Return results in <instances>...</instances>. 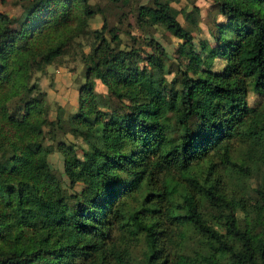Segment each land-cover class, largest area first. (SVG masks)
<instances>
[{
  "label": "trees",
  "instance_id": "1",
  "mask_svg": "<svg viewBox=\"0 0 264 264\" xmlns=\"http://www.w3.org/2000/svg\"><path fill=\"white\" fill-rule=\"evenodd\" d=\"M174 1L135 7L139 30L163 27L202 66L191 74L176 68L166 92L169 69L150 67L163 49L151 37L144 58L120 48L106 6L19 0V16L0 12V264H264V174L252 202L212 177L214 157L235 171L237 187L252 167H264V0H209L212 43L200 39L198 47V7L176 9ZM96 14L101 26L88 29ZM77 36L91 38L80 57L77 110L55 105L49 119L33 74ZM248 90L261 102L236 106ZM66 135L79 140L80 155ZM53 151L72 175L69 188L82 184L78 192L48 173ZM141 243L140 257L130 256Z\"/></svg>",
  "mask_w": 264,
  "mask_h": 264
},
{
  "label": "rangeland",
  "instance_id": "2",
  "mask_svg": "<svg viewBox=\"0 0 264 264\" xmlns=\"http://www.w3.org/2000/svg\"><path fill=\"white\" fill-rule=\"evenodd\" d=\"M91 4L96 3L98 6H106V21L108 27H116L120 38V48L127 50L132 48L136 50L139 55L144 58L146 54H151L152 51L149 46L146 45L147 39L150 37L156 41L164 51V57L154 54L155 58L151 61L150 67H154L157 64L163 66V70L169 69V73L164 75V91L169 90L170 82H175L179 79L176 74V68L185 69L188 74H191L193 70H199L202 68L199 64H193L186 56L188 51L187 43L183 40H179L168 33L163 27L155 26L153 28H147L146 31L139 30L135 25V7L138 4H145L148 0H138L137 2L130 3L127 6L112 7L105 0H88ZM21 2L19 0H0V12L6 13L9 17H17L21 12ZM176 9L184 8L189 10L192 5H196L200 12L198 33H193V43L198 47L200 39H208L210 43L211 35L209 34L210 22L213 18V13L209 11V0H176L171 3ZM122 13V14H121ZM218 17L217 19H219ZM178 21L184 25V20L181 14L177 15ZM221 19V18H220ZM101 16L96 14L92 18L88 19V29H98L101 26ZM222 21V19L220 20ZM6 29H13V27H6ZM91 42V38L88 36L74 37L68 45H65L63 54L54 60L52 63L45 66L44 71L41 73L33 74L32 80L38 83L39 90L45 93V101L49 108L48 117L53 119L55 115V105L61 101L63 104L64 112L67 114L74 113L77 110V97L78 88L84 80L85 66L81 61V53L88 51V45ZM197 50V48H196ZM140 67H149L145 60L139 63ZM214 68H219V65L214 64ZM93 89L95 92L105 94V87L99 83L98 80L94 81ZM54 93H58L59 96H54ZM262 98L253 93L252 91H246L244 93L237 94L234 104L236 106L245 105L248 107H255L261 102ZM111 114H117L119 111L110 112ZM47 128H44L46 132ZM64 141L72 143L73 151L80 155L79 140L72 139L69 135L64 137ZM50 143L49 140H45V144ZM236 144H234L235 146ZM213 162V175L215 182L225 185L227 191L234 198L242 197L247 202H252L254 197V188L260 183L262 174H264V167L254 166L250 169V174L241 178L240 187L236 186L233 169H226L222 166L220 161L214 157ZM250 166V163H249ZM47 171L58 180L62 187L68 189L70 192H78L82 188V184L75 182L72 188H69V182L72 179V175L69 172H64L62 168V159L59 153L56 151L51 152L47 157ZM142 243L136 244L128 248L130 256L133 258H139L142 251Z\"/></svg>",
  "mask_w": 264,
  "mask_h": 264
},
{
  "label": "crops",
  "instance_id": "3",
  "mask_svg": "<svg viewBox=\"0 0 264 264\" xmlns=\"http://www.w3.org/2000/svg\"><path fill=\"white\" fill-rule=\"evenodd\" d=\"M54 96H59L60 97V95H58V93H54ZM58 105L63 107V104L61 103V101L58 103Z\"/></svg>",
  "mask_w": 264,
  "mask_h": 264
}]
</instances>
